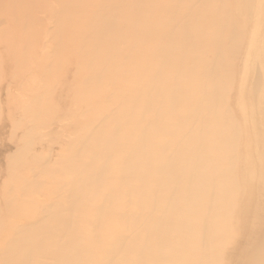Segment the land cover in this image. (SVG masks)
<instances>
[{
	"label": "rangeland",
	"instance_id": "obj_1",
	"mask_svg": "<svg viewBox=\"0 0 264 264\" xmlns=\"http://www.w3.org/2000/svg\"><path fill=\"white\" fill-rule=\"evenodd\" d=\"M262 115L264 0H0V264H104L119 237L154 235L174 198L198 203L167 176L180 140L216 128L196 178L219 195L205 260L264 264V123L244 129ZM119 255L140 264L138 246Z\"/></svg>",
	"mask_w": 264,
	"mask_h": 264
},
{
	"label": "bare ground",
	"instance_id": "obj_2",
	"mask_svg": "<svg viewBox=\"0 0 264 264\" xmlns=\"http://www.w3.org/2000/svg\"><path fill=\"white\" fill-rule=\"evenodd\" d=\"M229 116V111L227 112ZM210 116V114H207ZM245 119V116H243ZM258 122H253V125H249L247 122H245L244 129L252 128L253 131L256 129L259 130L260 136L263 135V133L260 131L262 128V124L264 123V116L258 117ZM234 125L236 129H234V145L232 149V153L234 152L235 155V148L237 144V140L239 139V129H237V126L234 122ZM222 134V131L219 128H216L212 134H209L208 130H203L201 133H199L196 136H189L186 140H180L179 142V148L177 151L176 156L170 158V172L167 173L168 177H172L175 175L176 182L180 183V185L184 184V181L187 180V185L190 187H194V189H198L199 192H195L198 194V197L195 199L198 201V203H193L192 205L187 204L183 206L182 203L179 201L178 198H174L173 205L170 208H164L163 209V215L159 218V223L157 230L154 235L149 234L147 237L144 235L140 236L137 235L135 237V242L131 245L127 243H119V239L117 243L115 244V248H110L105 250V256H107V262L110 260L113 264H121L122 261L117 262L115 259L117 257L123 258L124 256H120V251H125V255H130L134 250L135 247L138 246L139 256H140V264H210L209 261L205 260L208 257V248L207 243L209 240V233L208 229L212 227V225L215 224V220L217 219V211L215 210V206L211 204L210 211L206 212L204 210V207L209 203L208 200V194L212 196L211 202H214L216 198H218V191L216 189V184L212 180H210V185H212V191L206 192L205 191V183L204 181L197 180L198 172L197 170L202 167V164H204L203 156L201 157V154L204 151V148L207 146L205 144L206 139L208 136L211 137V139L214 141V143H217L221 140L219 138ZM247 135L244 133V141H243V147H244V153L249 151L248 148V142L245 141V137ZM247 139V138H246ZM143 143V139L140 141L138 146H141ZM184 151H190L188 155H181ZM215 151L219 153V148L216 147ZM192 160L194 162V165L192 164L189 166V161ZM234 160L236 161L235 157ZM182 161H185V164L183 166V174H188L189 176L184 178L183 182H180L177 179H182L181 176H177L175 174L176 172V166L178 163H182ZM245 163V162H244ZM131 166V165H130ZM133 167V166H132ZM135 171H133L132 175L129 176L127 179H138L141 180L142 174L136 171V167H133ZM246 168L249 171V178L253 180V174L255 171V168H257L256 164H250L246 163ZM245 168V169H246ZM251 171V173H250ZM210 178V177H209ZM211 179V178H210ZM142 181V180H141ZM126 184L129 185V182L126 180ZM195 184V185H194ZM177 194V191L175 192ZM192 192L187 191L188 195H192ZM192 197L188 199V203H190V200H194ZM180 211V212H179ZM178 213H185L183 216L182 224L178 226H174L171 224V221L175 219V217L178 215ZM120 217V216H119ZM225 220V218H222V220ZM140 217L138 219V224H140ZM170 226V228L167 230L166 227ZM198 228V232L201 233V235L204 238V244L203 246H200L198 251L194 253L190 246L188 244L181 245L180 248L179 245H177V241L173 240V238L169 235L171 229H177L178 233L182 232L181 238L179 243L182 244L185 241H187L189 236V230L190 229H196ZM123 229L118 230L117 232H121ZM77 240V239H76ZM101 241L99 235L96 237V242ZM190 241V240H189ZM73 245V243H71ZM154 246H157L159 248V252L155 253L152 251V248ZM126 248V250H124ZM178 248V249H177ZM170 249V252L169 250ZM167 250L168 253V260L161 259L165 257V251ZM125 258V257H124ZM105 262L104 264H107Z\"/></svg>",
	"mask_w": 264,
	"mask_h": 264
}]
</instances>
